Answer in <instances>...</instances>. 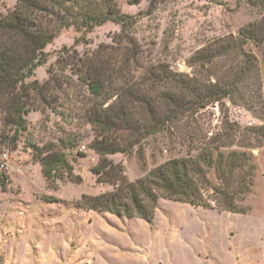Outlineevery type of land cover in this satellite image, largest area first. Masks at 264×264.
<instances>
[{
  "label": "rangeland",
  "instance_id": "374dc122",
  "mask_svg": "<svg viewBox=\"0 0 264 264\" xmlns=\"http://www.w3.org/2000/svg\"><path fill=\"white\" fill-rule=\"evenodd\" d=\"M16 1L0 0V15ZM130 1L117 4L135 18L130 31L137 62L120 66L122 72L111 80L116 86L139 82L144 70L159 64L189 77L227 83L229 69L242 65L237 51L209 68L192 66L189 59L217 42H235L242 28L264 16V4L246 0H156L150 8L151 0ZM119 33L120 26L112 22L90 32H59L45 47L47 61L31 80L61 87L54 88L49 104L35 101L17 141L14 130L4 126L0 108V173L7 177L5 187L0 186V264H264V43L243 44L253 72L238 92L141 137L139 153L134 148L131 155L108 156L134 182L168 160L194 158L206 146L214 158L244 153L253 167L252 184L237 203L246 214L218 210L219 196L211 188L221 181L213 167L203 168L207 183H199L207 208L159 199L148 223L78 205L82 196H98L112 187L98 183L90 172L98 163L89 148L97 134L84 113L94 99L69 66L56 61L66 54L86 60L97 50L116 54ZM50 146L65 154L73 167L71 178L64 174L62 180L49 181L42 176L34 147Z\"/></svg>",
  "mask_w": 264,
  "mask_h": 264
},
{
  "label": "trees",
  "instance_id": "16d2710c",
  "mask_svg": "<svg viewBox=\"0 0 264 264\" xmlns=\"http://www.w3.org/2000/svg\"><path fill=\"white\" fill-rule=\"evenodd\" d=\"M117 1L17 0L12 10L0 15V108L4 113V126L14 130L13 141H17L19 132L25 129L24 116L34 109L35 101L49 104L54 88L61 87L57 82L54 87L48 81L39 84L31 80L36 68L47 61L45 47L63 29L90 32L112 22L120 26L115 41L116 54L97 50L86 60L66 54L56 61L69 66L70 72L94 99L93 106L84 113L97 134L89 148L98 156V163L90 172L98 183L112 187V191L98 196H82L78 205L86 211L138 218L148 223L152 222L159 199L207 208L199 183H207L203 168L213 167L221 181L219 187L211 188L219 196L218 210L246 214L248 210L237 203L241 195L250 192L252 184L253 167L250 157L244 153L231 151L214 158L212 147L206 146L196 157L168 160L134 182L128 181L120 166L108 156L131 155L134 148L139 153L141 137L154 134L181 115L205 108L211 101H220L238 92L253 72L251 57L243 51V44L264 43V16L242 28L235 42H217L189 59L192 66L209 68L216 59L237 51L242 56V65L229 69L227 74L231 78L227 83L189 77L159 64L144 70L139 82L130 80L116 86L111 80L122 72L120 66L128 67L137 62L136 42L130 31L136 21L121 12ZM155 1L151 0L149 8ZM246 1L256 6L264 4V0ZM111 59H115L114 63ZM51 80H55L54 77ZM113 98L114 101L103 107ZM34 150L33 158L40 164L46 180H62L64 174L72 177L73 167L62 151L53 146L34 147ZM6 180L0 173L1 187H5Z\"/></svg>",
  "mask_w": 264,
  "mask_h": 264
},
{
  "label": "built area",
  "instance_id": "2783aa9c",
  "mask_svg": "<svg viewBox=\"0 0 264 264\" xmlns=\"http://www.w3.org/2000/svg\"><path fill=\"white\" fill-rule=\"evenodd\" d=\"M4 156H5V158H6V155H4ZM4 166H5V165L3 164V165L1 166V168H2V169L6 168V167H4Z\"/></svg>",
  "mask_w": 264,
  "mask_h": 264
}]
</instances>
